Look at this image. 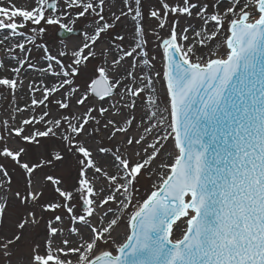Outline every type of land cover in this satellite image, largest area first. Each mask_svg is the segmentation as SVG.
Listing matches in <instances>:
<instances>
[{
	"label": "snow or ice",
	"instance_id": "1",
	"mask_svg": "<svg viewBox=\"0 0 264 264\" xmlns=\"http://www.w3.org/2000/svg\"><path fill=\"white\" fill-rule=\"evenodd\" d=\"M118 3L120 14L113 13L115 19L112 23L105 22L103 12L106 0H33L31 10L14 5L11 10L0 7V32L8 31L12 37L23 36L24 33L19 30L30 25L39 26L41 32L45 31L44 25L72 31L61 22L67 16L52 15L61 5L65 12L76 11V20L98 17L94 34L87 36L90 43H85L72 53L73 59L67 68L44 49L46 59L54 62L60 70L53 71L49 65L41 71L64 79L51 88L33 85L36 91L42 90L43 96L40 101L32 100L33 107H46L51 96L73 84L69 77L80 75L79 68L95 57L92 46L101 40L103 34L109 33L116 22L131 17L135 24L133 46L130 49L122 48L123 55L117 56L108 70L100 68L99 75L103 79L95 81L90 89L92 96L101 102L119 96L116 104L107 108H88L76 123L65 117L44 131L36 130L29 135L25 134L23 126L15 129L12 134L26 144L33 158L37 159L32 165L22 160L28 149L20 148L15 152L8 148L0 150V157L10 159L25 174L23 193H15L23 206L37 205L42 196L40 192L31 191L33 174L39 169L47 167L49 161L65 162V155L61 153L67 154L73 148L82 158L77 161L81 165L77 190L86 206L85 213L79 216L75 214L73 194L63 190L60 187L62 180L51 175L46 176L45 180L55 186L54 191L63 203L40 207L43 212L53 214L62 209L70 225L87 230L88 239L80 238L75 247H69L71 241L65 238L61 240L62 247L56 253L51 251L49 241L45 256L33 255L29 259L33 264H264V0H228L229 7L222 14L209 15H206L208 6H198L194 0H181L180 6L158 0L161 11L153 10L149 15L161 29L167 26L169 16L190 19L194 13L203 25H214L211 33L202 25L201 31L194 32V43L185 47L189 39L186 33L190 28L178 34L179 22L173 19L169 38L161 40L164 57L162 78L168 100L165 111L171 117L168 124L170 131L158 135L155 143H148L142 152L134 151L133 156L113 154L112 165L119 175H109L97 166L93 152L80 143L71 144L67 135L63 136L65 144L56 155L49 153L46 161L39 160L42 152H49V146L41 141L55 138L57 129L70 131L72 138L80 137L89 125L101 123L92 113H98L99 117L118 115L119 108L133 112L138 100L149 109L141 117L145 124L144 131L152 133L154 129L164 128L162 120L157 119L160 109L159 102L153 98L155 89L152 78L137 75L135 71L139 67L137 57L148 55L143 50L142 0H118ZM233 16L236 18L225 19ZM226 23L228 36L222 41V46L228 50L226 57L213 59L206 56L203 63L199 62L196 49L205 48L208 42L216 40ZM10 36L0 38V46L10 41ZM113 39L124 41L125 37L117 35ZM28 43L35 44V41L29 38ZM4 51L6 54H24L22 59L17 60V65L9 69L14 78H0V87L14 94L20 83L15 74L29 64L30 49L25 43L17 42L14 46L9 44ZM60 55L67 56L68 53L61 52ZM212 55L215 56V53ZM12 59H16V56L13 55ZM128 61L131 63L125 66ZM143 64L148 66L149 61L143 59ZM4 67L5 63L0 61V69ZM109 71L115 76L114 81L110 80ZM117 72L120 74L116 75ZM100 83L105 85L102 90L97 87ZM71 91L78 90L73 88ZM69 97L70 94L65 95L64 99L55 103L60 109H68ZM87 101L89 96L82 95L76 104L83 106ZM47 115L45 113L40 119L24 120L23 125L51 124L46 120ZM160 115L164 120L168 119L163 113ZM126 123L128 127H122L109 119L103 127L113 130L109 135V139H112L117 134H128L136 123L135 116L128 118ZM88 134L91 136L93 133ZM169 138L174 140L178 152L171 166L160 165L169 174L160 177L161 183L131 214L128 220L129 234L123 242L116 243L112 234L121 217L115 216L105 223L112 211L106 206L117 204L122 211L128 208L137 179L157 160L165 147L164 142ZM146 139L128 136L124 143L134 147L144 144ZM97 151L103 155L110 150L100 147ZM142 154L143 159H134ZM89 170L108 188L96 189L93 181L87 178ZM0 176L9 185L12 183L3 166H0ZM2 188L3 184H0ZM105 190L109 192L107 196L102 195ZM5 208L6 205L0 206V222ZM97 209L106 210L100 215ZM94 218L95 225L92 223ZM181 221H185L187 226L182 229L179 239H173L174 227H178ZM40 223L41 218L30 210L27 217H21L17 229L23 231L29 225L36 227ZM45 223L50 238L63 234L60 228L52 226L62 223L61 216L55 215L53 220ZM68 232L72 237H81L79 227L70 226ZM21 239V235H16L3 244L4 255L8 256L6 249ZM111 245H114L112 250L101 249V246L108 248ZM61 256L64 259H60Z\"/></svg>",
	"mask_w": 264,
	"mask_h": 264
},
{
	"label": "rangeland",
	"instance_id": "2",
	"mask_svg": "<svg viewBox=\"0 0 264 264\" xmlns=\"http://www.w3.org/2000/svg\"><path fill=\"white\" fill-rule=\"evenodd\" d=\"M166 2L171 5H181V0H166ZM194 2H196L198 6H208V13L206 15L212 13L222 14L219 11V8L221 7L226 9L229 7L228 0H194ZM61 7L63 6L61 5ZM119 10L120 4L118 3V0H106L103 12L105 22L112 23L115 19L113 13L119 15ZM142 10L144 16L141 22L143 24V40L145 42L143 45V50L146 51L148 55L147 57H137L139 67L135 71L137 75H146L152 78L155 89L153 98L159 102L158 107L160 109V112L157 113V119H161L160 113L168 116V119L163 121L164 128L154 129L152 133H147L144 131L145 124L141 117L149 109L147 106L142 105L139 100L137 101L136 108L133 112H129L124 108H119L118 115L105 114L104 117H99L98 113L94 112L92 115L96 116L97 119L101 121V123L99 125H89L82 136L72 138L70 131L65 132L64 129H57V136L55 138L42 140V144L49 146V152H42L40 154L39 160L41 162L48 159L49 153L52 156L56 155L59 148L65 144L63 136L67 135L71 144L75 145L80 143L83 146L88 147L93 152V159L97 166L102 167L109 175H119L118 170L112 165L113 154L122 153L125 157L133 156L134 151L142 152V149L146 147L149 141L154 139V142L152 143H155V139L158 135H164L169 132L168 124L171 122V117L165 111V109L168 107V100L167 90L162 78L164 73V57L162 54L161 40L169 38L173 19H176L179 22V26L177 28L178 34L182 33L185 28H190L186 35L188 33H193L194 35L195 31H201L203 22L195 18V13L193 18L190 19L184 17L173 18L172 16H169L167 20V26L161 29L158 27L157 21L152 19L149 15V13L153 10L161 11L158 0H142ZM249 11H251V9H249ZM64 12L65 10L63 13ZM58 13H60L59 10L52 13V15H58ZM76 15V11L68 10V12H66L67 19L61 20V22L64 23L68 28L72 29V31L69 32L77 34L76 36H70L67 39H60L57 37V34L62 29H59L58 26L44 25L43 27L45 31L41 32L39 26L30 25L28 28L19 30L24 33L23 36L14 37V40H20L22 43L27 45L28 49H30V54L28 57L29 64L25 65V68L15 75V78L20 81V83L14 94L0 87V137H3V140H0V150L3 148H8L15 152L20 148L28 149L26 144L21 142L12 134L13 131L17 129V127L20 128L19 125L21 127L23 126L25 128V134L29 135L36 130L44 131L46 127L54 126L57 120L63 121L65 117L71 118L72 123H76L83 117L88 108H107L111 104H116V102L119 100V96H114L108 101H98L91 95L90 89L94 80L100 77L98 70L100 68L108 70L109 65L113 63L114 59L117 56L123 55V52L121 51L122 48L130 49L133 46L136 37L134 35L135 24L131 20V17L122 18L121 21L116 22L115 25L118 24L119 28L117 29L114 27L109 33L103 34L101 40L96 45L92 46V50L95 52V57L90 59L86 66L79 68V76L69 77L73 80L72 85L67 86L60 93L51 96L46 107L32 106L33 99L36 101L43 99L42 90L36 91V89L32 86L44 85L50 88L47 79L51 78V75L45 74L43 71H41V69L51 65L53 71L58 72L60 70L54 62L48 61L46 59V53L44 49H47L48 54H51L56 59L61 60V62L67 68L73 59L72 53L83 47L85 43H90V41L87 40V36L93 35V29L98 27V25L95 23L98 17L88 16L86 19L76 20ZM235 18V16L225 17L226 20ZM16 22L19 23V21ZM207 25L212 27L211 29H207L209 33L214 31L213 24L209 23ZM207 25H203V27L206 28ZM33 28H35V31H33ZM227 29L228 24L226 23L216 40L208 42V46L205 48H199L200 51L196 52V57L199 58V62L203 63L206 56L213 59L224 58L226 56V48L222 46V41L223 38L228 34ZM0 33L10 34L8 31ZM117 35L124 36V41L113 39V37ZM29 38L33 39L35 44L28 43ZM184 46L187 47V43ZM1 48L2 46H0V61H3L4 63L8 61V64H11L12 67L16 66L17 59H12V54H6V52L2 54ZM104 48L106 49L105 52ZM61 52H66L68 55L61 56ZM212 53H215V56H213ZM14 55L16 57L20 56L21 59L24 56L23 53H15ZM143 59H147L149 61L148 66L143 64ZM130 63L131 61H128L125 66H128ZM157 73L160 75L157 76ZM119 74V72L116 73V75ZM6 78L13 79L14 76L11 74L10 77ZM109 78L112 81L115 80V76L111 71H109ZM62 79L64 78L55 77V79L51 82V87L59 84ZM73 88L77 89L78 91L72 92L71 89ZM120 91L121 94H123L122 88ZM68 94H70L68 100L70 107L68 109H60L55 101L64 99V96ZM82 95H88L89 101H87L83 106H78L76 104V100H78ZM24 109H26V111ZM45 113L48 114L46 120L51 121V124L42 122L41 124L23 125L22 123V120L40 119ZM131 116H135L136 123L131 128L129 133L117 134L112 139H109V135L113 130L110 127L105 129L103 127L104 122L110 119L116 121L118 126L128 127L126 120ZM89 132L93 134L90 136L88 134ZM128 136L133 138L146 137L147 139L142 145L128 147L124 143ZM164 144L165 147L161 150L157 160L154 161L151 167L137 179V182L135 183L132 190L131 203L128 208L125 211H122L121 207L117 204H110L106 206V209L111 208L112 211L106 218L105 223L107 222V219L115 218V216L121 217V219L118 221L117 228L112 234V239H114L115 242L119 239L118 235L120 232H123L124 236L125 234L128 235L127 233L129 229L127 219L131 217V214L138 209V207L148 198L151 192L155 190L156 186L159 185L157 178L160 174L159 172L162 169L160 165L170 162V160L165 159L168 157L167 154L171 153L169 157L171 155L173 156V154H176L173 139L169 138L164 142ZM100 147L108 148L110 150L109 153L103 155L99 154L97 150ZM149 152H151V149H149ZM61 154L65 155V162L62 163L58 161H49L47 167L39 169L37 173L33 174L31 181V191L40 192L42 193V196L37 202V205L28 204L26 206L21 205L15 196L17 191H20L21 193L24 191V172L10 159L0 157V166H3L7 170L12 181V183L9 185L4 181L3 177L0 176V184H3V188L0 189V198L6 202L3 218L4 220L0 222V264H33L29 257L33 255L45 256L46 243L50 240V237L47 235V227L45 222L53 220L55 215L62 217L61 224L57 225L54 223L52 225L53 227H58L62 230L63 234L57 237H60L61 240L68 238L71 241L70 245L76 243L78 239L83 238L84 232L81 231L82 227L75 224L70 225L69 220L62 209L53 214L43 212L40 207L57 202L63 203L61 198L58 197L54 191L55 186L45 180L46 176L51 175L54 178L61 179L62 184L60 187L63 190L70 191L73 194L74 200L72 201V205L74 206L75 214L78 216L83 215L86 211V206L83 204V198L80 192L77 190L79 188V171L81 169V165L77 163V161L82 158L78 153L75 152L74 148L68 151L67 154ZM163 155H165V157L162 158ZM143 158V154L141 157H134V159ZM22 160L29 165L37 162V159L33 158L31 154V149H28ZM87 178L93 181L96 189L98 190L102 187L104 189L108 188L103 180L94 177V173L91 170L88 171ZM108 194L109 192L105 190L102 195L107 196ZM106 209H97V212L98 214L102 215ZM30 210L35 211L36 215L41 218L40 225L36 227L29 225L23 231L18 230L17 224L20 222L21 217H27V213ZM92 223L95 225V218L92 220ZM70 226L79 227L81 237L70 236L68 232V228ZM85 232L88 234L87 230ZM16 235H21L22 239L17 241L15 244L10 245L6 249L9 255L5 256V249L2 247L3 244L14 239ZM113 246L114 245H111L108 248L101 246V249L112 250ZM60 259H64V257L61 256Z\"/></svg>",
	"mask_w": 264,
	"mask_h": 264
},
{
	"label": "bare ground",
	"instance_id": "3",
	"mask_svg": "<svg viewBox=\"0 0 264 264\" xmlns=\"http://www.w3.org/2000/svg\"><path fill=\"white\" fill-rule=\"evenodd\" d=\"M15 6L16 8H27L28 10H31L32 9V7L34 6V4H33V0H3V3H0V7H7V8H9L10 10H11V8H12V6ZM224 10H225V8H219V11L221 12V13H223L224 12ZM59 11H60V13H58V15L57 16H59V17H64V16H66V12H64L63 13V11H64V8L63 7H61V6H59ZM17 21H19V20H17ZM115 28H119V26H118V24H116L115 26H114ZM207 29H211L212 27L211 26H208L207 25V27H206ZM3 36H10V34H3V33H0V38H3ZM187 36L189 37V39H188V41H187V46L188 45H190V44H192V43H194V41H195V37H194V35H193V33L192 34H187ZM227 36H228V34L223 38V40H225L226 38H227ZM17 42H20V43H22L20 40H18V39H15L14 40V37H12V36H10V41H8V42H6V44L5 45H3L2 46V48H1V50H2V54L3 53H5V51H4V48L5 47H7V46H9V44H11V46H14ZM224 47V46H223ZM105 48H104V52H105ZM200 50H199V48H197L196 49V52H199ZM103 52V53H104ZM15 53H13L12 55H14ZM105 54V53H104ZM226 55V54H225ZM16 59L17 60H19V59H21V57L19 56V57H16ZM16 61V60H15ZM9 62L7 61L6 63H5V67L3 68V69H0V78H4V77H10L11 76V74L13 75V73L9 70V69H11L12 68V66H11V64H8ZM16 75V74H15ZM55 79V76H51V78H49V79H47V81L49 82V85H50V88H51V82L53 81ZM67 87V86H66ZM65 87V88H66ZM63 90V89H62ZM66 93H67V91H66ZM17 111V110H16ZM164 116H165V114H164ZM159 120H162V122L163 121H165L164 119H163V117H161V119H159ZM23 121L24 120H22V123H23ZM19 127H21L20 125H19ZM18 128V127H17ZM164 130H166V129H164ZM170 131V130H169ZM154 140V139H153ZM153 140H151V141H149V143H152V142H154ZM170 153V152H169ZM171 154V153H170ZM170 154H167V156L168 157H166L165 159H168V160H170V162H167V163H165L166 165H168V166H171L172 164H173V162H174V159H175V157L178 155V153H176V154H173V156L171 155L170 157H169V155ZM163 157H165V155H163L162 156V158ZM151 171H152V169H151ZM152 173V172H151ZM160 174H159V176H158V178H157V181H159V184L161 183V180H160V177L161 176H167L169 173H168V171L166 170V169H161V171L159 172ZM152 176V175H151ZM5 201H3L1 198H0V206H4L5 205ZM4 218V214H3V217H2V220H4L3 219ZM130 219V218H129ZM129 219H127V223H128V220ZM108 220V219H107ZM81 231H83L84 232V236H83V238H84V240H87L88 239V234L85 232L86 230L84 229V228H81ZM128 234V233H127ZM119 241L118 240H116V243H121V242H123V240L127 237V235L125 234V236L123 235V232L121 233H119ZM50 249H51V251L53 252V253H56V250L57 249H59V248H61L62 247V245H61V238L60 237H54V238H50ZM48 241V242H49ZM53 246V247H52ZM70 247H75L76 246V243H73L72 245H69ZM114 247V246H113Z\"/></svg>",
	"mask_w": 264,
	"mask_h": 264
},
{
	"label": "water",
	"instance_id": "4",
	"mask_svg": "<svg viewBox=\"0 0 264 264\" xmlns=\"http://www.w3.org/2000/svg\"><path fill=\"white\" fill-rule=\"evenodd\" d=\"M70 35H71V33H66L65 31H62L59 34V37H61V38H67ZM102 79H103L102 77H99L95 81H97V80H101L102 81ZM104 86L105 85L103 83H100V84L97 85L98 89H100V90H102L104 88ZM186 226L187 225H186V222L185 221L179 222V226L174 228L173 239H179L181 237V235H182V229L186 228Z\"/></svg>",
	"mask_w": 264,
	"mask_h": 264
}]
</instances>
